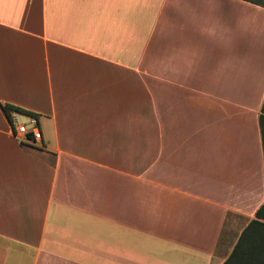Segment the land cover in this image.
Segmentation results:
<instances>
[{
	"label": "crops",
	"instance_id": "0c3cea01",
	"mask_svg": "<svg viewBox=\"0 0 264 264\" xmlns=\"http://www.w3.org/2000/svg\"><path fill=\"white\" fill-rule=\"evenodd\" d=\"M263 101V6L0 0V264H221L264 202Z\"/></svg>",
	"mask_w": 264,
	"mask_h": 264
},
{
	"label": "trees",
	"instance_id": "16d2710c",
	"mask_svg": "<svg viewBox=\"0 0 264 264\" xmlns=\"http://www.w3.org/2000/svg\"><path fill=\"white\" fill-rule=\"evenodd\" d=\"M264 7V0H247ZM9 122L12 113L26 114L38 121V114L8 103L1 104ZM259 126L264 159V101L259 115ZM221 264H264V202L256 209L254 218L250 219L240 231L231 251Z\"/></svg>",
	"mask_w": 264,
	"mask_h": 264
},
{
	"label": "rangeland",
	"instance_id": "374dc122",
	"mask_svg": "<svg viewBox=\"0 0 264 264\" xmlns=\"http://www.w3.org/2000/svg\"><path fill=\"white\" fill-rule=\"evenodd\" d=\"M64 62L71 64L73 66H79V62H83V61H73L72 58L67 57L66 59L64 58ZM55 65V63L53 64V66ZM99 68H102L101 66H98ZM97 68V67H95ZM36 75V76H35ZM33 77L32 80L33 82L31 83V85L33 86V88H36L38 86V89H45L46 88V76H45V72L43 70V68L40 66V74H34L32 75ZM28 80V77H27ZM28 86V85H27ZM166 94V93H164ZM182 93H176L177 95V99H179V96ZM199 94L200 93H183V97L184 100H187V104H185L183 102V106L185 108H187L186 110V114L188 115L189 118H193V119H198L200 116V104L199 101H196V99H199ZM30 97L27 96V100ZM14 123L16 125H20L23 124L25 125L27 128H30V120L27 116L23 115V114H16V116L14 117ZM164 160L166 161V157L164 158ZM248 221L247 220H243V219H239V220H231V219H226L225 220V226H224V230L222 232L221 235V243L222 241H225L227 237H230L232 235L235 236V234H237L239 231H241L244 226L246 225ZM232 233V234H231ZM221 243L219 242V251H222L221 249ZM225 247V246H224Z\"/></svg>",
	"mask_w": 264,
	"mask_h": 264
},
{
	"label": "built area",
	"instance_id": "2783aa9c",
	"mask_svg": "<svg viewBox=\"0 0 264 264\" xmlns=\"http://www.w3.org/2000/svg\"><path fill=\"white\" fill-rule=\"evenodd\" d=\"M16 114H20V113H12V117H11L12 119L10 122L11 131L16 136L20 137L21 140L26 142L34 143L37 140H41V130L38 121L34 117H28L30 120V128H27L23 124L16 125L14 123V117L16 116Z\"/></svg>",
	"mask_w": 264,
	"mask_h": 264
}]
</instances>
